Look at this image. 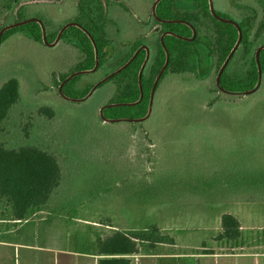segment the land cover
<instances>
[{
	"label": "rangeland",
	"instance_id": "374dc122",
	"mask_svg": "<svg viewBox=\"0 0 264 264\" xmlns=\"http://www.w3.org/2000/svg\"><path fill=\"white\" fill-rule=\"evenodd\" d=\"M153 2L108 0L114 44L108 70L137 37H144L148 57L153 53ZM211 2L229 19L250 15L251 37L264 43V30L258 35L264 0ZM21 6L24 15L42 21L45 34L76 12V0H0V26ZM178 6L190 8L192 1ZM54 40L36 42L26 32L0 40V85L15 76L20 87L19 100L1 122L0 142L36 144L61 165L51 199L29 208L24 219L0 203V264H96L99 236L151 224L174 243H140L131 264H264V74L251 93L219 94L214 64L200 49V64L192 58L189 70L160 79L142 119L144 134L134 121L100 117L114 91L111 80L80 100L57 91L51 72L70 70L81 52L73 40ZM245 62L238 53L229 70H244ZM100 78V70L84 72L75 86L80 90ZM41 106L53 113L39 111ZM224 212L239 220L236 240L217 238Z\"/></svg>",
	"mask_w": 264,
	"mask_h": 264
},
{
	"label": "trees",
	"instance_id": "16d2710c",
	"mask_svg": "<svg viewBox=\"0 0 264 264\" xmlns=\"http://www.w3.org/2000/svg\"><path fill=\"white\" fill-rule=\"evenodd\" d=\"M179 1L181 0H158L154 6L155 14L150 11L151 19L158 26V29L153 53L147 58L142 68L140 96L138 71L146 54L145 48L140 47L142 44H146L144 37L140 36L126 42L125 51L116 61L114 67L108 70L105 66L112 61L114 51V44L108 31V25L112 23L106 13L108 0H76V12L70 21L76 22L77 25L65 26L60 32V38L73 40L81 52V57L70 70L51 72L53 85L57 91L59 92L58 86L62 82L61 91L64 95L69 97L84 96L97 80L78 90L75 83L82 73H76L65 80L69 74L82 69H91L94 67L95 57H97V66L92 71L100 70L103 77L125 63L133 52L140 47L125 67L97 84L99 86L111 80L114 85V91L106 103L115 104L107 105L102 109L105 117L138 118L147 112L154 79L165 62V51H167L168 58L157 79L155 88L164 75L183 73L189 70L192 58H195L200 64L202 60L200 49L210 57L214 64L215 73H217L237 40V26L232 22L220 20L213 16L209 9L208 0H191L192 7L190 8L179 7ZM12 13L10 23L28 17L24 15L22 6L13 10ZM216 13L229 18L225 13L218 11ZM250 20V15L241 20H236L241 31V37L219 77L220 85L226 89H249L257 80L258 69L255 51L261 42L255 43L251 37ZM64 24L65 22L53 32L46 33V41L51 42ZM5 25H1L0 30ZM192 29H194L195 34L189 38L192 36ZM263 30L264 5L258 26L259 36L262 35ZM16 32H26L34 41L43 43L41 26L36 20H29L4 29L0 33V40L2 41ZM161 34H163V44L160 41ZM238 53L245 57L244 70L230 71L229 65ZM258 62L261 74H264V47L259 49ZM199 73H204L202 67H199ZM214 91L229 97L236 96L220 90L216 82ZM19 97V81L15 76H10L0 85V125L8 110L19 100ZM215 101L216 98L212 97L208 104L212 105ZM262 110L263 112L260 111V113H264V104ZM39 111L47 115L53 113L49 106H41ZM130 121L136 122L141 128L140 130L144 134L147 133L142 128V120L130 119ZM60 180L61 165L54 153L36 144L8 147L0 142V203L11 206L12 215L15 219L24 218L29 208L47 203L59 186ZM240 233L239 220L229 212L222 213L217 238L226 241L236 240ZM140 243L155 246L159 243H174V239L169 234L161 232L156 224H151L135 233L114 230L96 239L95 252L99 255L96 264H131L127 255L137 253Z\"/></svg>",
	"mask_w": 264,
	"mask_h": 264
},
{
	"label": "water",
	"instance_id": "95a60500",
	"mask_svg": "<svg viewBox=\"0 0 264 264\" xmlns=\"http://www.w3.org/2000/svg\"><path fill=\"white\" fill-rule=\"evenodd\" d=\"M157 1H158V0H154L153 4H152V6H151V11H152L153 14H155V13H154V6H155V3H156ZM208 1H209V9H210V12L212 13L213 16H215L216 18H218V19H220V20H225V21L232 22L234 25L237 26V29H238V37H237V40H236L235 44L233 45V47L231 48V50L229 51V53L227 54V56L225 57V59H224V61L222 62V64L220 65V67H219V69H218V71H217V73H216L215 82H216V84H217V86H218V88H219L220 90H222V91H224V92H226V93H229V94H247V93H251V92L255 91V90L258 88V86H259V84H260V82H261V76H262V74H261V70H260L259 62H258V52H259V49H260L261 47H264V43H261V44L257 47V49H256V51H255V60H256L257 69H258V72H257V80H256L255 84H254L251 88H249V89H245V90H231V89H226V88L222 87V86L220 85V83H219V77H220V74H221V72H222V70H223V68H224V66H225V64H226V62H227V60L229 59L230 55L233 53V51L235 50V48L237 47V45H238V43H239V40H240V37H241V31H240V29H239V27H238V25H237V22H236L235 20H232V19H229V18L222 17V16L218 15V14L215 12L214 8H213V5H212L211 0H208ZM29 20H36L37 22H39V24H40V26H41V30H42V38H43V42L45 43V42H46V39H45L44 26H43L42 21H41L39 18H37V17H27V18H25V19H23V20H20V21L14 22V23L6 24L5 26H3V27L1 28L0 33H1L4 29H6V28H8V27H11V26H14V25H17V24H21V23L27 22V21H29ZM69 24H75V25H77V23L74 22V21H70V22L65 23V24L61 27V29L58 31V33H57V35H56V37H55V40H56L57 37L60 35V32L62 31V29H63L65 26L69 25ZM194 34H195V31H194V29H192V36L189 37V38H192ZM162 35H163V34H161L160 41H161V43L163 44V42H162ZM55 40H54V41H55ZM140 47H143V48H145V50H146V54H145L144 61H143V63L141 64V67H140V69H139V71H138V85H139V88H140V96H141V80H140V77H141L142 68H143V66H144V64H145V62H146V60H147V58H148V46H147L146 44H142ZM140 47H139V48H140ZM139 48H137V49L133 52V54L130 56V58H129L125 63H123V64H122L121 66H119L118 68L114 69V70L111 71L110 73L106 74L105 76H103L102 78H100L99 80H97V81L91 86V88L89 89V91H88L84 96H82V97H78V98H75V97H69V96L64 95V94L62 93V91H61V85H62V82H61V83L59 84V86H58L59 93L62 94V95H63L64 97H66L67 99H76V100H80V99L86 98V97L89 96L90 93L95 89V87L97 86V84L101 83L102 81H104L105 79H107L108 77H110L111 75H113L114 73H116L117 71H119L120 69H122L123 67H125V66L129 63V61L134 57V55L136 54V52L138 51ZM165 52H166L165 62H164L162 68L159 70V72L157 73V75H156V77H155V79H154V82H153V85H152V88H151V93H150V98H149V103H148V109H147L146 114H145L144 116H141V117H138V118H128V117H124V118H107V117H105V116L103 115V113H102V109H103L105 106H107V105H112V104H115V103H106V104H103V105L99 108V114H100V116H101V118H102L103 120H111V121H113V120H120V119H125V120H130V119H131V120H142V119H144L145 117L148 116V114H149V112H150V109H151V102H152V96H153V92H154L155 84H156L157 79H158V77H159L161 71L163 70V68H164V66H165V64H166L167 58H168L167 51H165ZM95 55H96V51H95ZM96 66H97V57H95V64H94V67H92L91 69H82V70L74 71L73 73L69 74V75L65 78V80L68 79L69 77H71L72 75L76 74V73H84V72L92 71ZM65 80H64V81H65ZM120 103H123V102H120Z\"/></svg>",
	"mask_w": 264,
	"mask_h": 264
},
{
	"label": "crops",
	"instance_id": "0c3cea01",
	"mask_svg": "<svg viewBox=\"0 0 264 264\" xmlns=\"http://www.w3.org/2000/svg\"><path fill=\"white\" fill-rule=\"evenodd\" d=\"M236 217V216H235ZM25 218V217H24ZM24 218H22V219H24ZM22 219H18V220H22ZM95 254H97L96 252H95ZM98 255V254H97ZM132 254H130V255H127V257H129L130 258V256H131ZM98 257H99V255H98ZM130 261H131V259H130ZM26 264V263H25Z\"/></svg>",
	"mask_w": 264,
	"mask_h": 264
}]
</instances>
